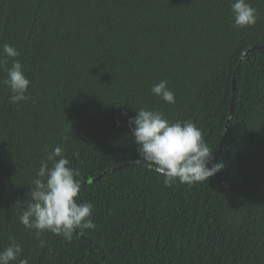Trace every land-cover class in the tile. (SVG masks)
<instances>
[{
	"label": "trees",
	"instance_id": "16d2710c",
	"mask_svg": "<svg viewBox=\"0 0 264 264\" xmlns=\"http://www.w3.org/2000/svg\"><path fill=\"white\" fill-rule=\"evenodd\" d=\"M247 2L258 20L238 29L230 0H0V45L20 51L35 100L17 106L0 83V251L15 237L13 264H264L263 48L244 57L232 98L242 53L264 45V0ZM161 80L174 104L151 93ZM140 108L194 122L213 150L207 167L222 169L166 185L132 164L127 121ZM56 146L95 228L70 243L45 232L40 249L18 217Z\"/></svg>",
	"mask_w": 264,
	"mask_h": 264
},
{
	"label": "clouds",
	"instance_id": "9594fccd",
	"mask_svg": "<svg viewBox=\"0 0 264 264\" xmlns=\"http://www.w3.org/2000/svg\"><path fill=\"white\" fill-rule=\"evenodd\" d=\"M230 8L234 28H247L256 24L258 11L247 0H230ZM0 50V67H5L9 59L12 61L11 67L7 68L6 78L0 81L10 89L11 102L19 106V102L32 99L34 103V98L27 94L30 80L16 59L21 55L20 51L8 43L0 45ZM150 91L168 104L175 103V94L167 87L165 80L154 84ZM135 112L136 115L129 117L127 123L138 159L148 162L157 174L164 177L166 185L176 181L188 185L208 182L211 176L222 169L220 163L207 167L213 159V150L191 120L171 122L163 113L147 108ZM77 176L61 146L53 148L41 160L27 193L28 202L23 205L18 217L26 230L34 232L38 248L43 249L46 245V241L40 238L45 232H51L70 243L76 229L95 228L91 219L92 204L77 203L76 198L81 189V181ZM9 239L11 243L0 251V264H13L23 252L15 237L10 236ZM19 264H28V261L22 259Z\"/></svg>",
	"mask_w": 264,
	"mask_h": 264
},
{
	"label": "water",
	"instance_id": "95a60500",
	"mask_svg": "<svg viewBox=\"0 0 264 264\" xmlns=\"http://www.w3.org/2000/svg\"><path fill=\"white\" fill-rule=\"evenodd\" d=\"M259 48H263L264 49V45H254L248 49H246L243 53H242V56H241V59L240 61L238 62L237 66H236V69L234 71V75H233V94H232V98H234V89H235V79H236V74H237V71L240 67V65L242 64L243 62V59L245 56H247L248 54H250L252 51L256 50V49H259ZM232 107H233V102H232ZM229 119L230 117L227 119V122H226V127L228 126V123H229ZM215 161V157H213V159L208 163V165L212 164L213 162ZM132 164H147L146 162L144 161H140V160H136V161H133L131 162ZM207 165V166H208ZM150 166V165H149ZM151 167V166H150ZM91 180H95V179H91ZM89 180V181H91ZM84 183L81 184V186L83 185Z\"/></svg>",
	"mask_w": 264,
	"mask_h": 264
}]
</instances>
